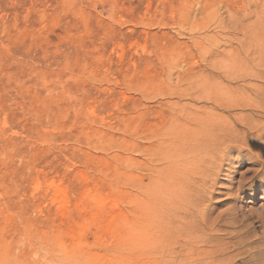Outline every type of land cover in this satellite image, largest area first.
Listing matches in <instances>:
<instances>
[{"label":"rangeland","instance_id":"rangeland-1","mask_svg":"<svg viewBox=\"0 0 264 264\" xmlns=\"http://www.w3.org/2000/svg\"><path fill=\"white\" fill-rule=\"evenodd\" d=\"M263 111L264 0H0V264H264Z\"/></svg>","mask_w":264,"mask_h":264},{"label":"bare ground","instance_id":"bare-ground-1","mask_svg":"<svg viewBox=\"0 0 264 264\" xmlns=\"http://www.w3.org/2000/svg\"><path fill=\"white\" fill-rule=\"evenodd\" d=\"M261 53V52H260ZM225 70V69H224ZM244 71V70H243ZM224 73H226L227 74V72H229V70H225V71H223ZM258 73V72H257ZM240 74V73H239ZM255 75V74H254ZM253 75V76H254ZM258 75V74H257ZM258 78V77H257ZM220 95H216V96H214V97H216L215 99V101H216V103L218 104H220L221 106H224V105H227L228 103V105H229V107H230V105H239V107H240V105H243L244 107L245 106H247L248 104H251V102L248 100V102L245 100V99H243L241 102L239 101V100H237L236 98H231L230 96H226V94H225V96H221V93H219ZM229 94V93H228ZM215 95V94H214ZM223 95V94H222ZM252 98V97H251ZM251 100V99H250ZM259 100V99H258ZM218 104V105H219ZM254 105H256L255 103H254ZM251 106V105H250ZM249 106V107H250ZM258 106V105H257ZM244 107H242V108H244ZM251 107H253V106H251ZM232 108V107H231ZM230 108V109H231ZM235 108V107H234ZM234 108H232V109H234ZM229 109V108H228ZM237 109H239V108H237ZM241 109V108H240ZM254 109H257V108H254ZM183 110V109H182ZM259 110V109H258ZM257 111V110H256ZM261 111H262V109H261ZM264 112V111H263ZM216 113V112H215ZM218 113V112H217ZM182 114V113H181ZM203 114V113H202ZM213 114V113H212ZM240 114V113H239ZM207 115H209V114H207ZM206 115V116H207ZM215 115V114H214ZM185 116V115H184ZM191 116V115H190ZM197 116H199V114L197 115ZM204 117V118H201V117H197V119L199 118V122H198V124H200V126L198 127V128H194L193 130H192V132L191 131H189V132H181V133H178L177 134V136H176V139L177 140H174L175 142H173L172 144L174 145V147H172V148H175L174 150V153H172L171 154V157H170V159H169V161L171 160V162L170 163H172V165L174 166V168H175V170L178 172V173H181V171H182V174H183V172L185 171V170H181V165L183 166V164L184 165H188V168H189V166H191V169L193 170V172L194 173H201L202 174V176H207V173H208V168H209V166H211L210 165V163H211V161H213L214 159H216L217 158V155H218V149H216L217 147H218V145L219 144H221V145H223L222 143H225L227 140H231V141H235V140H238L239 139V141H244L245 143L246 142H249V144L251 145V141H252V136H246V137H244V136H242L241 135V132H239V129L238 128H235V124L233 123V122H231V124L229 125L227 122H225V120L223 121V120H221V117H223V116H225V115H219V116H217V115H215V116H208V117ZM233 116H235V115H233ZM249 116V115H248ZM263 116V115H262ZM249 117H251V116H249ZM261 118V117H260ZM263 118V117H262ZM222 119H224V118H222ZM227 119V118H226ZM241 119V118H240ZM244 120V119H243ZM259 120V119H258ZM230 121V120H229ZM239 121V120H238ZM260 121V120H259ZM262 121H263V119H262ZM242 122V121H241ZM245 122V121H244ZM248 122H250V121H248ZM252 122V121H251ZM250 122V123H251ZM236 123H238V122H236ZM243 123V122H242ZM249 123V124H250ZM197 124V125H198ZM244 124V126H246L245 125V123H243ZM243 124H241L242 126H243ZM254 124V123H253ZM174 125H175V123H174ZM251 125V124H250ZM249 125V126H250ZM256 125H257V127H258V125H260L259 123H256ZM256 125L254 124V125H252V126H250L249 127V129L251 128V129H258L257 127H256ZM263 125V124H262ZM172 126V125H171ZM185 126V125H184ZM247 127V126H246ZM260 127V126H259ZM171 128V127H170ZM177 128V127H176ZM192 128V127H191ZM264 128V127H263ZM187 129H189V128H187ZM253 129V130H254ZM169 130V129H168ZM264 130V129H263ZM193 131H195V132H193ZM250 131H252V130H250ZM258 131V130H257ZM256 132V131H255ZM192 133V134H191ZM237 133V134H236ZM243 133H245V132H243ZM245 135V134H244ZM174 136V137H175ZM172 137V136H171ZM194 137V139L196 140V144H194V142H193V144H190V143H192V139L191 138H193ZM238 142V141H237ZM232 143V142H231ZM253 144V143H252ZM171 145V144H170ZM190 146L191 148V150H190V152L191 153H189V152H185L186 151V149L188 148L187 146ZM229 146V145H228ZM184 147H186V148H184ZM219 148V147H218ZM251 149V148H250ZM187 151H189V150H187ZM224 151V150H223ZM230 151V150H229ZM168 152V151H167ZM222 152V151H221ZM226 152V151H225ZM257 152V151H256ZM187 154V155H186ZM221 154V153H220ZM219 154V155H220ZM228 154V153H227ZM222 155V154H221ZM220 155V156H221ZM258 157H256V159H255V161H256V163L257 164H262V160H261V157L258 155V154H256ZM190 156H191V158H190ZM216 162H217V159H216ZM220 164V163H219ZM171 165V164H170ZM171 165V166H172ZM217 165H218V162H217ZM256 165V164H255ZM172 166V167H173ZM221 166V165H220ZM168 167V166H167ZM171 167V168H172ZM212 167L214 168V166L212 165ZM174 168H172V169H174ZM168 169V168H167ZM218 169V168H217ZM254 170V169H253ZM188 171V170H187ZM192 172V173H193ZM254 172V171H253ZM178 173H176V174H178ZM189 173H191V172H189ZM205 173V174H204ZM250 173V172H249ZM181 174V175H182ZM210 174V173H209ZM172 175V174H171ZM175 174H173V176H174ZM169 175H167V177H168ZM172 176V178L174 179V178H176V177H173ZM184 176V175H183ZM195 176V175H194ZM171 177V176H170ZM204 178V177H203ZM168 179V178H167ZM185 179V178H184ZM181 181V180H180ZM179 182V181H178ZM175 183V182H174ZM184 183V182H183ZM198 184H201V183H198ZM182 185H184V184H182ZM172 187H173V185H171ZM179 186V185H178ZM240 186H241V188L243 187L242 186V184H240ZM169 188V187H168ZM188 188V187H187ZM169 190V189H168ZM172 190V189H171ZM170 190V192H172ZM180 190V189H179ZM183 190V189H182ZM181 190V191H182ZM187 190V189H186ZM184 191V190H183ZM200 191V190H199ZM170 192H169V194H170ZM190 193V192H189ZM189 193H187V194H189ZM174 194V193H173ZM179 194V193H178ZM178 194H177V196H178ZM171 195V194H170ZM187 197H188V195H187ZM205 203V202H204ZM182 217V216H181ZM180 218V217H179ZM169 225V224H168ZM171 231V230H170ZM169 235V234H168ZM181 236V235H180ZM196 237V236H195ZM172 241V240H171ZM170 241V242H171ZM168 245V244H167ZM170 245V244H169ZM179 245V244H178ZM169 248V247H168ZM171 248H173V246L171 247ZM192 251V250H191ZM169 255V254H168ZM170 257V256H169ZM200 257V256H199ZM196 259H198V258H196ZM171 260V259H170ZM173 260H175L174 258H173ZM196 261V260H195ZM194 261V262H195ZM197 263V262H196Z\"/></svg>","mask_w":264,"mask_h":264}]
</instances>
